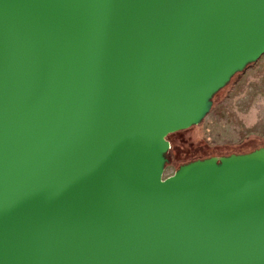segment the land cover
<instances>
[{"label":"water","instance_id":"95a60500","mask_svg":"<svg viewBox=\"0 0 264 264\" xmlns=\"http://www.w3.org/2000/svg\"><path fill=\"white\" fill-rule=\"evenodd\" d=\"M264 56V0H0V264H264V147L170 135Z\"/></svg>","mask_w":264,"mask_h":264},{"label":"rangeland","instance_id":"374dc122","mask_svg":"<svg viewBox=\"0 0 264 264\" xmlns=\"http://www.w3.org/2000/svg\"><path fill=\"white\" fill-rule=\"evenodd\" d=\"M213 103L199 126L168 137L172 163L165 179L193 158L244 155L264 146V56L236 75Z\"/></svg>","mask_w":264,"mask_h":264},{"label":"trees","instance_id":"16d2710c","mask_svg":"<svg viewBox=\"0 0 264 264\" xmlns=\"http://www.w3.org/2000/svg\"><path fill=\"white\" fill-rule=\"evenodd\" d=\"M255 62H253V63H250V64H248V66L244 69V70H242V71H240V72H238L236 75H238V74H240V73H242L243 71H245L247 68H249V66H251V65H253ZM235 75V76H236ZM234 76V77H235ZM233 77V78H234ZM232 78V79H233ZM224 89V88H223ZM222 89V90H223ZM221 91V90H220ZM219 91V92H220ZM217 95V94H216ZM215 95V96H216ZM215 96H214V98H215ZM213 98V99H214ZM197 127V126H196ZM194 128V127H193ZM192 129V128H191ZM264 147V146H263ZM263 147H260V148H258V149H255L254 151H252V152H250V153H253V152H255V151H257V150H259V149H261V148H263ZM171 151V150H170ZM170 151L165 155V158H166V166H165V168H167L169 165H171V163H172V157H171V153H170ZM250 153H245L244 155H246V154H250ZM240 155V154H239ZM229 156H231V155H229ZM229 156H224V157H229ZM213 157H215V156H209L208 158H193V159H191L189 162H186V163H183V164H181L180 165V167L177 169V171L182 167V166H185V165H188V164H190V163H193V162H196V161H199V160H206V159H210V158H213Z\"/></svg>","mask_w":264,"mask_h":264}]
</instances>
